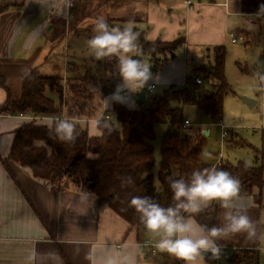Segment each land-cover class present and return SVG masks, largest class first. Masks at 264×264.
Segmentation results:
<instances>
[{
  "label": "crops",
  "instance_id": "obj_1",
  "mask_svg": "<svg viewBox=\"0 0 264 264\" xmlns=\"http://www.w3.org/2000/svg\"><path fill=\"white\" fill-rule=\"evenodd\" d=\"M240 2L0 0V78L6 86L0 88V105L7 98L19 101L22 79L33 71L58 79L73 76V66L100 57L90 53L91 42L98 35L107 37V33L125 39L124 32L135 31L149 42L181 39L174 58L167 57L161 71L148 79L165 90L186 87L187 74L204 67L200 61L211 56L212 48L224 47L226 51L230 34L242 35L239 25L248 17H257L242 14ZM107 19L118 20V28L112 31L101 26ZM112 47L106 42L100 53H114L126 71L114 93L102 101L103 111L110 112L115 102L134 110L137 105L127 100V91L139 90L137 85L144 82L138 77L142 58H148L149 67V57L134 46L124 45L120 51ZM135 56L139 57L137 63L132 61ZM46 95H56L58 104L54 91L47 90ZM25 122L18 115L0 114V158L9 155L15 132ZM43 122L49 126L48 121ZM98 134L96 130L89 136ZM8 166L12 177L0 163V264H160L159 258L149 256L156 257L166 248L185 264H232L230 257H241L239 251L243 250L250 251L252 259L238 264H264V215L260 200H255L261 194L257 188L250 195L232 197L227 188L212 180L201 184L190 200L188 213L209 208L217 192L219 239L215 245L192 217L177 226L151 225L139 230L91 194L35 178L30 169L14 162ZM144 245L165 247L151 255ZM202 251L210 252L208 259L200 255Z\"/></svg>",
  "mask_w": 264,
  "mask_h": 264
},
{
  "label": "trees",
  "instance_id": "obj_2",
  "mask_svg": "<svg viewBox=\"0 0 264 264\" xmlns=\"http://www.w3.org/2000/svg\"><path fill=\"white\" fill-rule=\"evenodd\" d=\"M240 12L264 16V0H241ZM134 33L124 32L125 39L107 33V42L117 51L124 45L134 46L142 55H147L151 75L161 71L167 57L174 58L173 53L182 41L149 42L142 33L131 39ZM225 53L224 47L212 48L215 64L210 73L203 70L205 78L212 82L209 88L170 86L158 96L146 93L145 103L134 110L115 102L110 112H105L107 120L100 119L96 125L90 123L96 126L97 136H89L84 126L90 124L52 121L47 126L46 122L26 121L16 130L9 155L0 158V163L11 177L8 163L14 162L30 169L35 178L91 194L130 227L139 230L151 225L181 223L192 217L217 245V192L209 208L188 213L190 200L201 184L212 180L219 187L227 188L232 197L247 196L253 188L260 191L264 187V145L255 150L252 166L241 162L230 164L222 159L208 165L201 159L203 136L181 128L186 121L185 107H194L211 119L221 116L223 98L231 92L222 72ZM138 60V56L132 58L134 63ZM73 70L74 75L66 78L64 99L61 79L34 71L27 74L22 79L19 101L7 98L0 105V114L59 117L63 112L67 119H92L101 109V102L114 93L126 65L114 53L104 50L100 57L90 58L79 67L73 66ZM0 88L6 89L1 78ZM47 90L57 94V105L46 96ZM111 118L117 121L118 127L111 123ZM157 125L169 127L160 143L158 163L152 146ZM255 200H260V193ZM163 250L166 252L149 257L159 258L160 264H185L171 249ZM239 254L243 255L230 257L232 264L252 259L248 256L250 251H239Z\"/></svg>",
  "mask_w": 264,
  "mask_h": 264
},
{
  "label": "rangeland",
  "instance_id": "obj_3",
  "mask_svg": "<svg viewBox=\"0 0 264 264\" xmlns=\"http://www.w3.org/2000/svg\"><path fill=\"white\" fill-rule=\"evenodd\" d=\"M117 23L118 20L107 19L102 22L101 26H106L113 31L115 28H118ZM239 28L242 31L244 41L233 44L228 42L226 45L222 72L231 92L223 98L221 116L211 119V117L194 107H185L183 110V118L189 122L188 132L199 133L204 138L201 159L208 165L216 164L217 158L220 156L223 162L226 161L230 164L241 162L252 166L255 164V150H259L264 145V16L248 17L239 25ZM136 35L137 33H134L130 38L133 39ZM234 35L238 36L240 34L236 33ZM106 39L107 37L104 34L102 36L98 35L91 42L90 53L93 51V54L96 56H101L102 54L99 49L107 42ZM144 59L142 58L143 66L138 74V77L144 82L141 85H137L139 90L146 89L151 84L150 79H148V76L151 75L147 65L148 58L144 56ZM214 64L213 57L210 56L207 59L203 57L199 65L204 67H197L193 72L190 71L186 76L185 86L188 88L193 87L192 77L198 76L203 81L202 87L209 88L212 82L205 78L203 70L214 66ZM216 83L213 82V84ZM139 90L130 88L127 91V100L134 103L133 97ZM163 90H165L163 87L155 85V89L150 94L158 96L161 95ZM46 96L48 97V95ZM119 96L121 95H117L116 97ZM50 98H53L54 102H56V95H52ZM242 99H248L253 102L252 106L249 107ZM173 105L177 106L176 103H173ZM104 106L105 103L101 102V109L92 119H98L106 112L103 111ZM110 121L115 127H118L115 119L111 118ZM84 127L87 128L89 134H93L97 130L96 126L91 124ZM167 130H169L167 125H157L154 129L155 139L152 142V146L157 163L160 158V143ZM203 130H207L208 134L204 135ZM222 131L227 135L224 139H221ZM157 168L158 165L156 164L153 169L154 173H156ZM216 202L219 203L217 199ZM260 203L262 206L260 210L263 216L264 187L261 190ZM261 222H264V217L261 218ZM261 226L264 225L261 224Z\"/></svg>",
  "mask_w": 264,
  "mask_h": 264
},
{
  "label": "built area",
  "instance_id": "obj_4",
  "mask_svg": "<svg viewBox=\"0 0 264 264\" xmlns=\"http://www.w3.org/2000/svg\"><path fill=\"white\" fill-rule=\"evenodd\" d=\"M187 6H190L191 4L189 3H186ZM52 15V14H51ZM50 15V16H51ZM240 41H244V37L242 35H238V36H235L234 34H230V42L233 44V43H236V42H240ZM193 79V83L195 86H201L203 84V81L200 77H197V76H193L192 77ZM62 81V87H63V93H62V98L64 99V95H65V92H64V87H65V84H66V78H62L61 79ZM155 89V85L154 84H149L148 87L146 88V92L147 93H151L153 90ZM124 96H126V91H124L123 93ZM19 117H21L22 119H25L26 121H37V122H43V121H48V122H52V121H63V122H67L69 125L71 123L73 124H82V125H87V124H94L96 125L100 119H105L107 120L109 117L108 115L104 112V114H102L100 116V118L98 119H67L65 118L64 116V113L62 112V114L59 116V117H42V116H33V115H30V114H17ZM189 126V122L188 121H184L181 125V128L182 129H187ZM226 133L224 131L221 132V139H224L226 137ZM221 160L220 156L217 158V161H216V164ZM179 223H174V224H171V225H175L177 226ZM146 246L147 248L150 249V253L151 255H155L156 254V251L157 249L159 248H163L165 246H162V245H144Z\"/></svg>",
  "mask_w": 264,
  "mask_h": 264
},
{
  "label": "water",
  "instance_id": "obj_5",
  "mask_svg": "<svg viewBox=\"0 0 264 264\" xmlns=\"http://www.w3.org/2000/svg\"><path fill=\"white\" fill-rule=\"evenodd\" d=\"M207 73H210L212 71V67H208L205 70ZM134 103L137 106L143 105L146 101V91L145 89H140L139 92H137L133 97ZM242 101L247 104L249 107L252 106L253 102L249 101L248 99H242ZM204 135L207 134V132H203ZM204 259H208L210 256V252L208 251H202L200 254Z\"/></svg>",
  "mask_w": 264,
  "mask_h": 264
}]
</instances>
